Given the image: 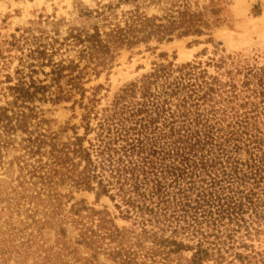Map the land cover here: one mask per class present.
<instances>
[{"label":"trees","instance_id":"1","mask_svg":"<svg viewBox=\"0 0 264 264\" xmlns=\"http://www.w3.org/2000/svg\"><path fill=\"white\" fill-rule=\"evenodd\" d=\"M225 2L110 0L90 28L60 37L55 21L11 35L19 64L0 78V182H10L0 264L17 237L15 264H264V56L216 48L153 62L104 105L101 84L87 94L123 49L210 34ZM151 4L161 14L141 10ZM60 102L80 121L55 131L45 106ZM74 189L107 196L127 224L72 201Z\"/></svg>","mask_w":264,"mask_h":264},{"label":"rangeland","instance_id":"2","mask_svg":"<svg viewBox=\"0 0 264 264\" xmlns=\"http://www.w3.org/2000/svg\"><path fill=\"white\" fill-rule=\"evenodd\" d=\"M110 0H0V78L4 79L7 73H14L18 66L19 52L10 48L7 40L11 35H19L27 28H36L38 30H49L52 23L59 21L60 37L67 33L70 26H81L90 28L95 20H101L97 16L98 10L102 4ZM210 0H194L199 6H205ZM224 8L220 13L222 22L216 26L213 25L210 34L205 35H187L174 36L172 40L158 42L151 41L149 44H141L132 49L121 50L113 68L103 72L99 77L92 76L86 84L91 88L101 84L99 96L102 104L110 101L114 94L126 83L136 79L142 73L148 71L153 62L166 60H175L178 63L191 61L203 53L211 54L216 48L224 50L227 54L242 53L246 56L261 55L264 56V0H226ZM131 5L123 4L118 11L126 10ZM157 4H151L149 7L142 6L148 15L161 14ZM93 11L92 15L86 12ZM211 38V39H209ZM207 55L203 56L206 59ZM43 77L42 75H40ZM50 110L47 112L51 119V126L55 131H62L68 124L79 123L80 109L72 106V102H60L56 104H47L45 106ZM63 137L71 135L69 129L63 132ZM15 155L14 151L8 154V158ZM17 169V168H15ZM17 174V170H15ZM6 175L0 171V179ZM10 182H0L1 187H9ZM74 199L78 201L84 199L89 206L97 209H107L115 222L119 225H126L127 221L118 217L112 201L107 196H102L99 201L96 200V194L93 191L74 189ZM7 204L5 200L0 201L1 220L10 217L7 211L2 208ZM14 218H16L14 216ZM0 231V239L6 238L10 233L3 232L5 225ZM71 234V232L69 231ZM49 236V235H48ZM52 238V233L50 234ZM19 238L15 239L9 250L11 257L6 264H15L17 243ZM5 244L0 241L1 252L5 249ZM7 251V252H8ZM1 260V258H0ZM32 257L28 258L27 264H31Z\"/></svg>","mask_w":264,"mask_h":264}]
</instances>
